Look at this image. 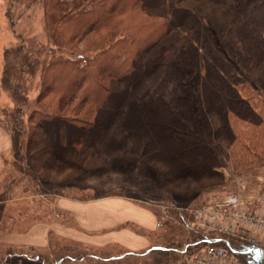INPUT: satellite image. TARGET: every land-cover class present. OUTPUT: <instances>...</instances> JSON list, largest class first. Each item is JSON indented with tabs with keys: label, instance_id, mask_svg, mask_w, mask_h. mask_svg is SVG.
<instances>
[{
	"label": "trees",
	"instance_id": "trees-1",
	"mask_svg": "<svg viewBox=\"0 0 264 264\" xmlns=\"http://www.w3.org/2000/svg\"><path fill=\"white\" fill-rule=\"evenodd\" d=\"M210 1L220 9L229 51L242 52L253 77L228 74L212 55L213 33L201 15L179 1L46 0L44 27L52 44L86 41L97 52L84 60H52L43 69L33 103L23 77L33 75L38 64L24 59L27 70L6 67L1 83L14 107L1 123L11 135L17 170L30 176L41 193L49 191L42 175L75 173L66 184L48 182L57 196L96 174L89 168L96 160L119 156L157 166L166 185L219 181L224 178L218 170L221 159L208 150L200 127L211 123L213 137L236 156L252 162L264 155V35L254 23L264 0ZM172 59L175 73L183 84L186 79L191 83V90L160 103L148 91L139 93L147 80L172 67ZM225 238L233 247H247ZM182 245L167 247L168 261L180 257ZM88 257L77 253L57 262Z\"/></svg>",
	"mask_w": 264,
	"mask_h": 264
},
{
	"label": "rangeland",
	"instance_id": "rangeland-1",
	"mask_svg": "<svg viewBox=\"0 0 264 264\" xmlns=\"http://www.w3.org/2000/svg\"><path fill=\"white\" fill-rule=\"evenodd\" d=\"M175 1L201 15L205 29L213 33V40L210 43L212 55L220 58L219 64L225 66L229 75L254 76V73L249 71L248 59L245 60L242 52L229 51L222 34L223 25L220 9L217 6L210 0ZM45 2L46 0H0V124L5 119V113L14 107L10 92L5 90L1 83L7 66L27 70L26 65L22 66L24 59L38 64L33 75L26 74L23 77V89H27V94L33 103L39 92L43 69L52 60L57 58L84 60L85 57H91L97 52L92 48V44L89 45L86 41L69 47L53 45L44 27ZM254 23L258 25L259 34L264 35V6L257 10ZM6 50L12 52L6 54ZM174 61L170 60L171 68L163 69L147 80L139 89V93L148 91L149 96L160 103L174 102L178 96L185 95L183 90H191V83L186 79L183 84L175 73ZM185 122L189 123L188 119ZM212 125L213 123L200 127L205 132L208 150L218 154L221 159L222 167L218 170L224 174L223 180H210L203 184L187 185L185 182H180L166 185L157 166H145L137 161H124L119 156L96 160L89 168L97 175L93 174L90 176L91 179L88 177L86 180L77 181V189L65 188L61 192L63 195L67 194L82 200L97 199L107 195H123L142 206L151 208L156 213L159 227L153 235L155 244L169 247L182 243V247L185 244H194L192 246L198 247L197 239L202 240L205 237L210 239L215 236L205 232L196 234L187 228L188 222L193 220V211L205 204L220 201L230 194H238L244 198L254 197L259 193L260 183L264 179V155L252 162H246L236 156L224 141L213 137L210 128ZM16 166L11 155L10 159L5 161L0 180V264H47L51 261L50 256H42L45 262L30 260L23 256L24 251L18 246L10 245L9 240L17 239L20 233L31 229L36 215L44 217L43 222H46V219L54 214L52 201L60 195H55L54 188L50 187L48 182L51 184L56 181L58 185H63L76 174L68 172L58 176L42 175L47 183L45 189L49 191L41 193L31 177L20 173ZM24 167L27 168L26 165ZM101 168L108 171L99 173ZM38 174L40 177V172ZM81 185L94 187L84 190L79 188ZM11 216L14 217L10 218ZM161 252L152 251L144 257L138 253V256L134 257L136 255L134 254L133 258L128 256L125 260L130 262L129 264H162ZM31 255L33 258L37 256L33 253ZM169 258L172 256L166 257L165 263ZM80 260L86 264H96L90 263L87 258Z\"/></svg>",
	"mask_w": 264,
	"mask_h": 264
},
{
	"label": "crops",
	"instance_id": "crops-1",
	"mask_svg": "<svg viewBox=\"0 0 264 264\" xmlns=\"http://www.w3.org/2000/svg\"><path fill=\"white\" fill-rule=\"evenodd\" d=\"M11 151V135L0 124V180ZM52 209L54 214L46 222L44 217L36 215L31 229L9 240L10 245L24 251V257L45 262L42 256L48 255L51 261L47 264H50L58 259H72L77 253H87L90 263L129 264L125 260L128 256L133 258L140 253L144 257L152 251H162L160 262L165 264L168 257L165 254L170 249L155 244L153 235L159 220L149 207L123 195L90 200L66 195L53 199ZM32 253L37 256L33 258Z\"/></svg>",
	"mask_w": 264,
	"mask_h": 264
},
{
	"label": "built area",
	"instance_id": "built-area-1",
	"mask_svg": "<svg viewBox=\"0 0 264 264\" xmlns=\"http://www.w3.org/2000/svg\"><path fill=\"white\" fill-rule=\"evenodd\" d=\"M260 191L254 197L244 198L230 194L226 198L211 204H205L193 211V220L187 228L191 231L214 234L215 237L203 238L198 244L181 249L180 257L166 264H264V179ZM234 238L246 243V248L233 247ZM223 244V245H222ZM192 250H189V249ZM251 249L261 250V261L255 260ZM244 258V260H242ZM50 264H86L80 261H66Z\"/></svg>",
	"mask_w": 264,
	"mask_h": 264
},
{
	"label": "water",
	"instance_id": "water-1",
	"mask_svg": "<svg viewBox=\"0 0 264 264\" xmlns=\"http://www.w3.org/2000/svg\"><path fill=\"white\" fill-rule=\"evenodd\" d=\"M250 252H253V253H255L256 254V256H255V260L257 261V262H260L262 259H261V250L260 249H251V250H249Z\"/></svg>",
	"mask_w": 264,
	"mask_h": 264
}]
</instances>
